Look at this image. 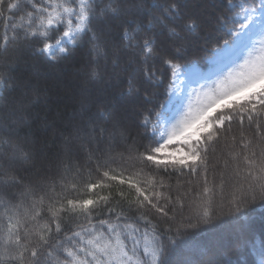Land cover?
I'll list each match as a JSON object with an SVG mask.
<instances>
[{"label": "snow or ice", "instance_id": "1", "mask_svg": "<svg viewBox=\"0 0 264 264\" xmlns=\"http://www.w3.org/2000/svg\"><path fill=\"white\" fill-rule=\"evenodd\" d=\"M222 28L235 60L176 96ZM226 189L236 221L264 202V0H0V264H176Z\"/></svg>", "mask_w": 264, "mask_h": 264}, {"label": "trees", "instance_id": "2", "mask_svg": "<svg viewBox=\"0 0 264 264\" xmlns=\"http://www.w3.org/2000/svg\"><path fill=\"white\" fill-rule=\"evenodd\" d=\"M14 2V0H9ZM227 29H219L199 39L194 45L190 46V50L186 56L185 63L191 65L193 63L199 64L202 68L208 66V59L213 55L215 49L223 46L225 42H230L229 35L226 34ZM65 65H54L52 71L48 73V79L51 81L58 74V70ZM164 97L159 98L158 103H163ZM52 103H59L60 106L65 104L71 107V101L68 99H60L56 92L53 93ZM175 183V179L172 181ZM229 197V190L226 189L223 193L225 203L220 205L221 194L217 193V207L216 216L213 217L207 224H200L198 227L188 229L186 238L179 241L172 259L176 264L184 262L186 264L199 250L205 248L220 236H229L232 240H238L240 247L234 260L238 264H255L259 259V254L264 250V202L257 201L247 210V218H242L236 221L229 215V208L227 207V199ZM188 210H186L187 212ZM195 223V219H193ZM243 225V227H241Z\"/></svg>", "mask_w": 264, "mask_h": 264}, {"label": "rangeland", "instance_id": "3", "mask_svg": "<svg viewBox=\"0 0 264 264\" xmlns=\"http://www.w3.org/2000/svg\"><path fill=\"white\" fill-rule=\"evenodd\" d=\"M258 39V38H253ZM259 47V45H257ZM239 42L233 44L232 41L228 44L215 49L213 55L208 59V66L202 68L199 64L193 63L187 68V75L181 76L180 79L175 81L176 96L186 97L191 94L193 88L198 87L199 84L210 82L216 78V74L224 67L225 64L231 60H235L239 54ZM189 77L195 80L196 83H189ZM174 110L171 104L165 106V111L169 112Z\"/></svg>", "mask_w": 264, "mask_h": 264}]
</instances>
